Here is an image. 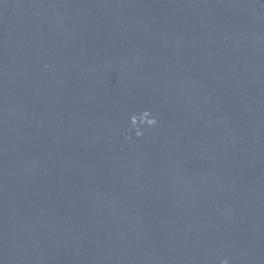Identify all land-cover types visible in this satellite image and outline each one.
Masks as SVG:
<instances>
[{"label": "water", "instance_id": "water-1", "mask_svg": "<svg viewBox=\"0 0 264 264\" xmlns=\"http://www.w3.org/2000/svg\"><path fill=\"white\" fill-rule=\"evenodd\" d=\"M224 259L264 264V0H19L0 264Z\"/></svg>", "mask_w": 264, "mask_h": 264}, {"label": "clouds", "instance_id": "clouds-1", "mask_svg": "<svg viewBox=\"0 0 264 264\" xmlns=\"http://www.w3.org/2000/svg\"><path fill=\"white\" fill-rule=\"evenodd\" d=\"M148 123L154 125V124L156 123V120L153 118V119L150 120ZM138 134H141V133H138ZM222 264H229L228 259H224L223 262H222Z\"/></svg>", "mask_w": 264, "mask_h": 264}]
</instances>
